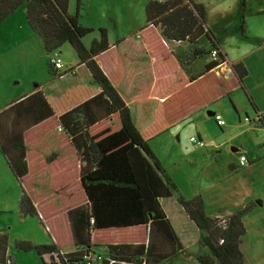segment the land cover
<instances>
[{"label":"crops","instance_id":"1","mask_svg":"<svg viewBox=\"0 0 264 264\" xmlns=\"http://www.w3.org/2000/svg\"><path fill=\"white\" fill-rule=\"evenodd\" d=\"M192 1L203 7L205 28L218 40L224 54V61L210 70L203 72L206 63L212 60L208 54L197 56L186 63L187 54L192 48L209 47L210 42L206 35H201L195 43L170 40L161 34L159 26L146 25L145 17L143 24L131 31L112 36L106 30L109 47L96 57L98 65L129 106L141 136L148 141L160 165L186 199L197 194L192 172L196 162H176L171 154V151L175 153L172 144L174 136L179 139L180 135H187L189 132V142L193 134L202 141L201 146L192 144L194 148L212 145L214 140L206 130V125L211 124L215 133L222 134L221 129L224 126L229 127L236 121L235 114L228 110L227 99L231 101L242 125L248 123L243 115L251 119L257 114L264 115V5L253 10L256 12L251 14L247 0L242 27L240 0H234L231 5L212 7L215 5L213 4L210 9L200 0ZM255 14L262 17L250 19ZM16 15L18 13L14 11L12 19ZM22 15L14 41L10 39L7 42L4 34L0 35V213L12 212L21 221L34 217L40 224L36 216H20L18 209L22 191L6 159L8 156L22 162L19 158L24 150V160L27 161L25 189L56 238L57 244L64 251H73L75 247L67 210L85 200L80 181L82 163L76 155L75 147L70 143L69 136L62 130L70 124L66 125L64 120V123L57 126L56 120L95 94L97 98L92 100L93 105L97 106L98 102L103 105L106 103L98 95L100 87L92 83L89 70L84 64H79L73 49V59L66 64L73 67L74 71L50 79L51 75L46 66L48 51L40 36L27 25L23 12ZM83 26L90 27L85 24ZM16 41L20 45L11 47V43L15 44ZM65 43L58 49L60 53ZM182 45L186 50L179 56L177 51ZM53 52L58 53L57 49ZM4 53L11 56L10 60L13 61L9 62L4 58ZM38 63L44 65L48 73L44 82L35 80L30 73ZM235 63L240 64L246 71L242 83L238 81L232 68ZM195 65H199V68L194 69ZM5 72H9V75ZM192 74L196 75L194 79L189 77ZM180 106L186 109L182 113H179ZM211 108H221L222 112H226L224 119L221 117L222 125H217L215 120V115L220 113L206 110L207 117L214 115L212 120L200 114V111ZM104 116L106 117L105 112L100 111L97 117L102 119ZM80 118L78 113L74 119ZM248 124L250 128H255L253 124ZM203 136L207 141H204ZM252 144L248 142L245 146L250 147ZM235 148L233 152L238 150ZM241 155L243 154H239V157ZM238 163H229L230 169L235 173L245 167V164L239 166ZM200 191L205 203V213L211 217H219V212L207 211L205 192L203 189ZM10 200L14 202L13 209H7ZM160 203L181 247L171 252L177 244L170 233L166 231L164 239L154 232L152 243L158 245L159 252L165 256L169 254L157 264H201L197 257L204 250V246L200 242L197 226L187 216L174 194L160 198ZM0 222L11 224L8 219ZM0 227V234L7 235V254L14 260L9 246L11 231L7 233L5 226ZM147 232L144 225L99 229L93 231L91 236V242L99 246L91 248L105 255L104 244L145 242ZM245 236L246 230L240 237L239 246L245 263L251 264L242 248ZM26 238L28 239L20 240H28L33 244L52 243V240L46 242ZM254 264L262 263L258 259Z\"/></svg>","mask_w":264,"mask_h":264},{"label":"trees","instance_id":"2","mask_svg":"<svg viewBox=\"0 0 264 264\" xmlns=\"http://www.w3.org/2000/svg\"><path fill=\"white\" fill-rule=\"evenodd\" d=\"M76 3L79 7L81 0H76ZM68 4L69 0H0V21L11 15L20 5L25 6L27 23L40 36L48 52H53L68 42L75 51L79 64H84L89 70L92 83L100 87L98 95L106 103L103 105L98 102L97 106L93 105L92 100L97 98L95 94V97L85 99L56 120L57 126L64 123V120L66 125L70 124L62 130L69 136L70 143L75 147L76 155L82 163L80 181L85 194L83 203L67 210L75 248L59 255L60 262L157 264L169 254L165 256L159 252L160 247L152 243L154 232L164 239L166 231L170 233L177 244L171 252L181 247L160 203V198L174 194L199 230L200 242L204 246V250L197 257L201 264H246L239 246L240 237L245 234L241 217L254 203L250 202L223 218L211 217L205 213L200 194L186 199L179 192L151 151L148 141L138 131L129 106L98 65L96 57L109 47L106 30L99 28L100 39H94L90 46L86 47L81 38L92 31V28L80 24L78 12L75 15L69 13ZM240 10L243 27L245 0H241ZM204 17L203 7L192 0H148L145 5L146 25L159 26L161 34L166 38L195 43L201 35L208 37V48L194 47L186 58V63H189L197 56L209 55L212 49H216V59L206 63L203 72L224 61L218 40L205 28ZM232 68L238 81L242 83L245 69L238 63L233 64ZM48 69L50 79L59 77L58 70L61 69H56L49 61ZM65 71L72 73L74 68L68 66ZM189 77L194 79L196 75ZM100 111L105 112L106 117L104 116L103 120L97 117ZM78 113L81 118L74 119ZM262 118L264 121V115ZM24 154L23 150L19 158L22 162L8 156L6 158L22 191L18 211L22 217L36 216L50 235L52 243L33 244L28 240L17 239L14 244L18 250H34L43 264H47L41 256L47 252L62 250V247L57 244L56 238L44 223L25 189L27 161L24 160ZM134 225H144L148 229L145 242L107 243L104 244L105 255L91 248L99 246L91 242L93 231ZM95 253L101 256L99 261L92 262L84 257ZM13 263V258L7 254V235L1 234L0 264Z\"/></svg>","mask_w":264,"mask_h":264},{"label":"rangeland","instance_id":"3","mask_svg":"<svg viewBox=\"0 0 264 264\" xmlns=\"http://www.w3.org/2000/svg\"><path fill=\"white\" fill-rule=\"evenodd\" d=\"M147 1L148 0H81V4L77 7L76 0H69L68 12L73 15L78 12L79 23L93 27L92 31L86 33L83 38H81L82 42L86 46H89L94 39L100 38L101 33L99 28L105 29L109 31L112 36H115L131 31L142 25ZM200 1L203 4H207L210 9V6L213 4L215 5L212 7H217L218 5H231L234 0ZM239 3L241 4V0ZM245 4H247V0H245ZM262 5H264V0H249V10L251 14L256 12L253 10L261 8L260 6ZM15 12L18 13V15L13 19L12 13L8 16L9 18L7 17L8 19H4H7L6 21H0V35L4 34L7 42H9L10 39L14 41L17 36L15 32L19 30L17 27L23 16L22 12L25 14L24 5H20L16 8ZM261 17L262 16L255 14L250 16V19H260ZM252 25H257V23H252ZM19 43V41H16L15 44L11 43V47H14V45L19 46ZM61 49V53L57 49L58 55L62 61L59 69H61L62 74L65 72L67 74L69 71L64 70L68 67L66 63L73 59V48L68 43H65ZM185 50L186 48L184 45L178 48L177 52L179 56ZM50 53L51 52L46 53L47 69ZM4 56L9 62L13 61L10 60L11 56L7 55V53H4ZM197 68H199V65L194 66V69ZM5 73L9 75V72ZM30 73L31 76L35 77V80L39 79L42 82L46 81L48 77L45 66L39 63ZM227 104L228 110L235 114L236 121L229 127L224 126V128L221 129L223 132L222 134L215 133L214 126L207 124L205 128L214 140L212 145L194 148L192 146L193 143L189 142L188 138L190 135L188 132L187 135H180L179 139L176 135L174 136L172 144L173 147H175V153L171 151V154L174 155L173 158H176V162H196L192 169L195 179V188L197 194H200L201 197L202 192L200 190H204V199L208 212H219L221 214L219 217L223 218L225 217L223 215H229L245 207L251 201L254 203L253 207L246 211L241 217L246 230L242 248L245 256L248 257L249 263L254 264L255 261L259 259L261 263L264 264V140L262 137V129L259 127H251V129L247 122H245L247 124L244 125L239 123L232 103L228 99ZM185 110L184 107H179V113ZM206 110L220 113L222 119H224L226 115V112H222L221 108L219 110L211 108L200 111V114L208 120L214 119V115L207 117ZM243 117H245V115H243ZM242 122H244L243 118ZM216 130L220 132V129L217 128ZM193 135L195 136V134ZM203 137L204 141H207L205 136ZM248 142H252L253 144L250 145V147L245 146V143ZM234 147L238 149L235 152L232 151ZM239 154L247 156V161L244 165L246 168L244 167V169L238 170V172L235 173L230 169L229 163H238ZM188 192H190V190ZM257 200H259L261 204L257 203ZM13 205L14 202L10 200L7 204V209H13ZM3 219L11 220V224L0 222V226H5V231L7 233L11 231L9 246L10 253L15 260L13 264H43L41 258L35 251L18 250L14 242L15 239H28L26 237H31L35 241L50 242L51 237L47 235L46 229L43 228L34 217H29L26 221H21L17 214L7 212L0 213V221ZM8 227H10V229H8Z\"/></svg>","mask_w":264,"mask_h":264},{"label":"built area","instance_id":"4","mask_svg":"<svg viewBox=\"0 0 264 264\" xmlns=\"http://www.w3.org/2000/svg\"><path fill=\"white\" fill-rule=\"evenodd\" d=\"M209 57L212 58L213 60L216 59V57H217V50L216 49H212L211 52H210V54H209ZM48 61L56 69H58L60 67L61 62H62L60 56L56 52H51L49 54V60ZM64 74H66V72L62 74V71L58 70V76L59 77H62ZM244 118H245V120L248 123H251L255 127H259V128L262 129V137H263V140H264V121H263L262 115L261 114H257L255 116V118H253V119L249 118L248 116H245ZM215 120H216V122H217V124L219 126L223 124V120L221 119V116L220 115H215ZM190 141L196 147L202 145V141L199 140V139H197L195 136H191L190 137ZM246 161H247L246 156L245 155H241L239 157V163H238V165L239 166L244 165ZM68 252L69 251H64V250H61L60 249L58 251H52V252L44 253L41 257H42L43 261L46 262L47 264H55V262L57 264H62L60 262V260H59V255L66 254ZM91 255H86L84 257L87 260H91L92 262H96V261H99L101 259V256L98 255V254H96V253L95 254H91ZM87 264H89V262H87Z\"/></svg>","mask_w":264,"mask_h":264},{"label":"water","instance_id":"5","mask_svg":"<svg viewBox=\"0 0 264 264\" xmlns=\"http://www.w3.org/2000/svg\"><path fill=\"white\" fill-rule=\"evenodd\" d=\"M232 150H236V148L234 147V148H232ZM257 203L261 204L259 200H257Z\"/></svg>","mask_w":264,"mask_h":264}]
</instances>
